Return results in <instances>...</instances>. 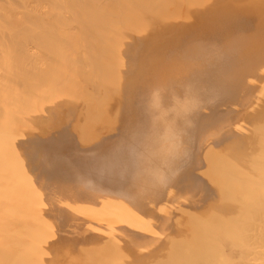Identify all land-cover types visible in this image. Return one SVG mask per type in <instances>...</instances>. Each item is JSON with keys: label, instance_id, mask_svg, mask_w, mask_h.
<instances>
[{"label": "bare ground", "instance_id": "obj_1", "mask_svg": "<svg viewBox=\"0 0 264 264\" xmlns=\"http://www.w3.org/2000/svg\"><path fill=\"white\" fill-rule=\"evenodd\" d=\"M31 1L51 5L18 18L35 22L34 65L12 36L0 51V264H185L252 244L264 0Z\"/></svg>", "mask_w": 264, "mask_h": 264}, {"label": "rangeland", "instance_id": "obj_2", "mask_svg": "<svg viewBox=\"0 0 264 264\" xmlns=\"http://www.w3.org/2000/svg\"><path fill=\"white\" fill-rule=\"evenodd\" d=\"M18 1V2H17ZM28 1V2H27ZM31 0H12V2H11V0H0V2H1V5H0V20H2V22L0 21V35H2L1 37H0V45L2 46V45H4L3 43H5V46H3V49L2 50H0L1 52H7V51H5L4 50V47H5V49L6 50H8V47L9 46H11L14 42V45H12V47H10L11 49H13L12 51H15V48L17 49V47L19 46V47H22L21 48V50H20V48H18L17 49V51L18 50H20V52H23L24 54H26V56H27V58L30 60V62L32 63V66L34 65V60H33V58L30 56V54L32 53V55H34L35 54V52H36V48H35V44L34 43H36L35 41H34V43H31V42H33L32 40H35L34 38H33V36H32V34L34 35L35 33H33L34 32V30H33V28L34 27H36L35 25H34V27H33V25L32 24H34L33 23V21H32V18H31V21L29 20V24H28V22H27V24L25 23H23L22 21L21 22H19V20H18V18L20 17V18H22L23 19V17L26 15L27 16V18H29V16L31 17H33V16H35V15H37L36 16V18L37 17H42L44 20H49L48 19V15H44V10L46 9V7H51V5H49V2L47 3V2H45L44 4H43V6H41L42 4H41V2H43V1H41V2H37L36 4H35V2H33L32 3V1L30 2ZM4 2V3H3ZM8 3V4H7ZM11 3V4H10ZM30 3V4H29ZM32 3V4H31ZM47 3V4H46ZM28 6H26V5ZM45 4L46 5H48V6H45ZM65 4H69L68 3V1H66V2H64V5ZM3 5V6H2ZM38 5V7H36ZM61 6L63 5V4H60ZM36 8H35V7ZM12 7V8H11ZM33 7V8H32ZM40 7V8H39ZM41 8H43L44 10H42ZM62 8H63V6H62ZM12 9V10H11ZM29 10V9H32V10H29V11H31V12H26L27 10ZM37 9V10H36ZM40 10V12H39V10ZM50 9H52V8H50ZM25 12V13H31L30 15L29 14H25V13H23V11ZM48 10V9H47ZM64 10V9H63ZM9 11V12H8ZM16 11V12H15ZM19 11L20 12H22V14H23V16H22V14L20 13V16H18L17 15V13L19 14ZM33 11V12H32ZM46 11V10H45ZM49 11V10H48ZM4 12V13H3ZM7 12V13H6ZM12 12V13H11ZM37 12H39L40 14H38ZM32 13H33V15H32ZM36 13V14H35ZM42 13V14H41ZM2 14H4L3 16H2ZM9 14H12L11 16H12V18H11V20L9 19L11 16L9 15ZM25 14V15H24ZM68 14V13H67ZM66 14V15H67ZM10 17H9V16ZM29 15V16H28ZM39 15V16H38ZM8 16V17H7ZM16 16H17V21H18V23L16 22L15 23V20H16ZM26 16H25V18H26ZM45 16V17H44ZM52 16V15H51ZM51 16H49V18L51 17ZM34 18V17H33ZM12 19L14 20V22H12ZM30 19V18H29ZM9 20V21H8ZM21 20V19H20ZM33 20H35V19H33ZM42 20V19H41ZM11 21V22H10ZM36 22H37V20H35ZM5 22H8V23H5ZM3 23V24H2ZM31 23V24H30ZM6 24V25H5ZM8 24V25H7ZM10 24V25H9ZM21 24L23 25L22 27H21ZM43 24H44V22H43ZM30 25H31V27H30ZM2 26H4V27H2ZM16 26V27H15ZM27 26V27H26ZM29 26V27H28ZM6 27V28H5ZM10 27V28H9ZM14 28V30L12 29V28ZM25 27V28H24ZM18 29V31H17V29ZM21 28L23 29V30H21ZM28 28H29V30H28ZM35 29V28H34ZM16 30V31H15ZM10 31V32H9ZM30 31H32V32H30ZM17 32V34H19L20 36H21V33H27L26 35L27 36H24L23 35V37L21 36L20 37V39H18V37H19V35H17L18 37L15 39V33ZM3 33V34H2ZM31 33V36L29 35ZM12 34H14V35H12ZM36 35V34H35ZM35 35H34V37H35ZM7 36V37H6ZM11 36L13 37V43L11 44L10 43V45H9V42L10 41H12V38H11ZM30 37H32L33 39H31ZM24 38H27V39H24ZM36 38V37H35ZM6 39V40H5ZM9 39V40H8ZM11 39V40H10ZM2 40H5L4 42L2 41ZM15 40H17V41H19V42H17V41H15ZM9 41V42H8ZM8 42V43H7ZM19 43V45H16V44H18ZM31 43V44H30ZM6 44H7V46H6ZM34 44V45H33ZM16 45V46H15ZM31 47V48H30ZM0 48H2V47H0ZM10 48H9V50H10ZM28 48L30 49V50H28ZM35 49V51H34V49ZM11 51V50H10ZM16 51V52H17ZM34 51V52H33ZM16 52H14V53H16ZM4 53V54H5ZM34 53V54H33ZM1 55H4V54H2V53H0ZM0 55V56H1ZM2 58H4L3 56H1ZM6 57V56H5ZM3 60V59H2ZM0 62H1V58H0ZM28 66V65H27ZM28 80L27 79H25L24 80V82H27ZM23 82V81H22ZM20 83V82H19ZM217 166V165H216ZM216 166H214V165H211V167H213V168H217ZM175 167V166H174ZM228 167V169H227V174H225L230 180H234V179H236V181H238V182H240V183H246V184H248V182H250V179H251V175L248 173V171L246 170V168L247 169H250V168H248V167H245V166H243V168L245 167V170L242 168V166H241V168L242 169H240L238 166H233V165H229V166H227ZM256 167H258V166H256ZM195 169H199V166H196L195 167ZM243 170L245 171V172H243ZM196 172V171H195ZM192 173V175L195 177V180H193L192 182H193V186H195V187H199V186H202V184H203V182H204V177L202 176V174H199V173ZM255 176H256V174H255ZM254 176V177H255ZM258 176V175H257ZM245 184V185H246ZM166 199V198H165ZM164 199V200H165ZM168 199H166V201H167ZM163 201V204H162V206H164L165 205V209H168V206L167 205H172V202H169V201ZM169 202V203H168ZM169 206V207H170ZM163 209V208H162ZM161 211H164V210H161ZM258 211H260V212H258ZM255 212V213H254ZM254 212H246L247 214H245L244 215V213H243V216L245 217L244 218V220H246V227H248L247 229H245V230H243L240 234H242L240 237L243 239H241L244 243H246L247 241L249 242H251L252 244H250V245H246V246H243V247H235L233 244H227L226 245V243L224 244V243H221V247L219 248V249H221V252H220V254H221V256L220 257H217V258H210V260H207V261H203V260H198V258H196L195 256H193V255H195L193 252H188V254H187V258H188V261L185 263V264H264V208H262V210H260L259 208H258V210L257 211H254ZM177 214V213H176ZM175 214V215H176ZM250 214H252L251 216H250ZM178 215V214H177ZM183 215V214H182ZM199 216V217H201V219H204L205 217H206V215L205 214H201V213H193L191 216ZM179 216V215H178ZM242 216V217H243ZM253 216V217H252ZM255 216H257V217H255ZM262 219H260V218ZM200 219V220H201ZM256 221H255V220ZM257 219H258V221H257ZM254 220V221H253ZM203 221H205V220H203ZM203 223V224H202ZM201 223V225H203V227L205 228V225H206V223L205 222H202ZM242 224V223H241ZM240 224V225H241ZM207 226V225H206ZM239 229H242V226L239 228ZM206 232H207V230H205ZM167 234V233H166ZM166 234H164L163 236H166V238H167V235ZM259 235V237H257ZM162 236V237H163ZM204 236H207V234H204ZM161 237V238H162ZM169 237V236H168ZM252 237H253V239H252ZM165 237H163V239L162 240H164L163 242L164 243H166L167 241H169V242H171L170 240H167L166 238L164 239ZM255 238H258V239H256L257 241H254V239ZM171 239V238H170ZM250 239V240H249ZM167 240V241H166ZM253 242H252V241ZM218 241V240H217ZM219 242V241H218ZM168 243V242H167ZM173 243V242H172ZM171 243V244H172ZM168 244H170V243H168ZM186 244V243H185ZM184 244V245H185ZM188 244V243H187ZM187 244H186V246H187ZM189 245V244H188ZM183 246V245H182ZM185 246V248H188L189 246H187L186 247ZM205 247H207L206 245H205ZM253 249H254V252H256V255L254 254V253H250L251 251H253ZM250 253V254H252L251 256H247L245 253ZM223 256H228L229 258H228V260H225V261H223V260H221V259H219V258H223ZM181 261V260H180ZM180 261H178L179 263L178 264H181L182 263V261H181V263H180Z\"/></svg>", "mask_w": 264, "mask_h": 264}]
</instances>
